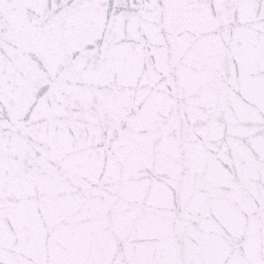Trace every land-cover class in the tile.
<instances>
[{
    "label": "snow or ice",
    "instance_id": "1",
    "mask_svg": "<svg viewBox=\"0 0 264 264\" xmlns=\"http://www.w3.org/2000/svg\"><path fill=\"white\" fill-rule=\"evenodd\" d=\"M0 264H264V0H0Z\"/></svg>",
    "mask_w": 264,
    "mask_h": 264
}]
</instances>
